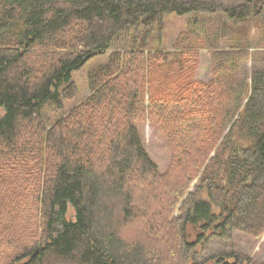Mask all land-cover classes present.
Returning <instances> with one entry per match:
<instances>
[{
  "label": "trees",
  "instance_id": "obj_1",
  "mask_svg": "<svg viewBox=\"0 0 264 264\" xmlns=\"http://www.w3.org/2000/svg\"><path fill=\"white\" fill-rule=\"evenodd\" d=\"M258 2L0 0V173L17 166L14 182L0 179L4 264H264L233 240L264 235V50L238 25ZM172 13L213 22L211 80L194 77L201 35L164 44ZM108 51L88 98L53 118L74 72ZM147 120L170 145L165 172ZM28 160L43 181L24 173Z\"/></svg>",
  "mask_w": 264,
  "mask_h": 264
},
{
  "label": "rangeland",
  "instance_id": "obj_2",
  "mask_svg": "<svg viewBox=\"0 0 264 264\" xmlns=\"http://www.w3.org/2000/svg\"><path fill=\"white\" fill-rule=\"evenodd\" d=\"M224 2L228 7H232L234 5H239L243 3L245 0H216ZM259 3V2H258ZM257 3V4H258ZM249 17L247 21L237 22L239 27L243 26L249 33L250 39L253 43V47L251 48L252 52L263 51L264 50V3H259L258 5H251L249 9ZM169 16V17H168ZM205 15H177L175 13L168 14L166 19V31L164 34V44L169 48V50H179L177 47V40L183 39V36L188 34H197L201 35L204 41L205 46L207 48H203L199 52V62L197 68L195 70V79L202 81H209L212 79V71H211V54L212 48L209 46L210 41L208 39L210 26L213 25L212 21H208L202 23L204 19L209 18L208 16L203 17ZM229 23H232L236 19V17H228L227 13L222 17ZM113 50V49H111ZM111 51H108L106 54H98L90 59L86 65L74 72V79L76 83V93L73 98L69 99L66 102V106L64 109L51 112L53 118L58 116H67L71 110L75 107L83 103L88 96L91 94L90 86H89V73L92 69L97 68L100 64H104L109 60ZM141 130L144 138V143L152 156V158L158 163L161 172H165L172 162V152L170 145L162 131V129L153 122L147 120L141 125ZM26 168L24 169V173L30 172L32 173V177L39 183L43 175H45L46 170L45 166L38 165L35 160L27 161ZM11 166V168H10ZM17 166H14L8 163L7 166L4 167L3 173H0V179L5 182H14L11 178L13 174H10L12 170H14ZM43 170H45L42 173ZM19 173V170L17 169ZM20 174V173H19ZM21 176H24L23 174ZM28 176V175H27ZM42 176V177H41ZM24 178H26L24 176ZM27 178H30L28 176ZM36 182V183H37ZM2 182H0L1 184ZM30 187H28L29 189ZM36 187L32 185L30 191H27V195L29 200L31 201V191H33ZM4 190V187L2 188ZM10 188L9 190H11ZM6 195V194H5ZM28 201L24 206L22 205L19 212H17V216L20 217L21 220H28L30 218V213L32 211ZM21 210H25L23 213H20ZM73 214V212L71 213ZM20 220V221H21ZM133 226L130 230H136ZM128 228V227H127ZM234 240V246L240 249L241 252L245 254H249L254 258L263 259L264 260V235L260 240H254L252 238H248L242 233H236ZM218 244L212 242L209 247H205L204 251L200 255V257H204L208 255L210 252L216 250ZM0 264H4L2 260H0ZM5 264H17L16 262H10V259L7 260Z\"/></svg>",
  "mask_w": 264,
  "mask_h": 264
},
{
  "label": "water",
  "instance_id": "obj_3",
  "mask_svg": "<svg viewBox=\"0 0 264 264\" xmlns=\"http://www.w3.org/2000/svg\"><path fill=\"white\" fill-rule=\"evenodd\" d=\"M38 251H39V248H37V250L34 252V254L37 253Z\"/></svg>",
  "mask_w": 264,
  "mask_h": 264
}]
</instances>
